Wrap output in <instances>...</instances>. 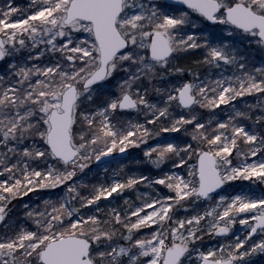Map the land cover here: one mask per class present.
Listing matches in <instances>:
<instances>
[{
  "label": "snow or ice",
  "instance_id": "6c2138e0",
  "mask_svg": "<svg viewBox=\"0 0 264 264\" xmlns=\"http://www.w3.org/2000/svg\"><path fill=\"white\" fill-rule=\"evenodd\" d=\"M258 256L264 0H0V264Z\"/></svg>",
  "mask_w": 264,
  "mask_h": 264
},
{
  "label": "rangeland",
  "instance_id": "374dc122",
  "mask_svg": "<svg viewBox=\"0 0 264 264\" xmlns=\"http://www.w3.org/2000/svg\"><path fill=\"white\" fill-rule=\"evenodd\" d=\"M16 2L17 3H24V2H26V0H16ZM249 99H251V98H249ZM234 103H236V102H234ZM226 106H221V109H224ZM205 115H207V113H208V111L209 110H206V109H202L201 110ZM218 111V114L220 115V116H223L224 115V113L223 112H220L219 110H217ZM165 135H167V134H165ZM128 152H129V154H130V156H129V160L130 159H132V158H134V157H136V158H138V157H142V155H143V153L142 152H140V150L139 149H129L128 150ZM121 162H124V160L123 161H121ZM113 166L115 167L116 165H115V162H113ZM134 165H129V167H133ZM144 167H151V165H143ZM235 183V186L237 187V188H239L241 185H246L248 182H246V181H244V182H241V181H237V182H234ZM32 194H29V196H31ZM115 195V194H114ZM241 225H239V223H237L235 226H234V230H238V229H241ZM214 242V241H213ZM254 259V261H255V264H260V262H261V260L262 259H264V257H260V256H258V257H254L253 258Z\"/></svg>",
  "mask_w": 264,
  "mask_h": 264
},
{
  "label": "water",
  "instance_id": "95a60500",
  "mask_svg": "<svg viewBox=\"0 0 264 264\" xmlns=\"http://www.w3.org/2000/svg\"><path fill=\"white\" fill-rule=\"evenodd\" d=\"M118 159H120V160H124V157H123V155H121V157H119Z\"/></svg>",
  "mask_w": 264,
  "mask_h": 264
}]
</instances>
